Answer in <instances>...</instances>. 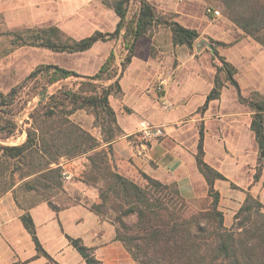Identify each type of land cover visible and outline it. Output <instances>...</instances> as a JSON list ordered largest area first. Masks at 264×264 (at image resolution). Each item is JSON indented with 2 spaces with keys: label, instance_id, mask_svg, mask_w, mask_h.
I'll return each mask as SVG.
<instances>
[{
  "label": "trees",
  "instance_id": "trees-1",
  "mask_svg": "<svg viewBox=\"0 0 264 264\" xmlns=\"http://www.w3.org/2000/svg\"><path fill=\"white\" fill-rule=\"evenodd\" d=\"M131 1L137 2V8L128 17L127 9ZM101 3L112 9L117 17L112 31L94 30L85 37L73 39L53 25L7 30L16 46L81 52L97 41L120 38L122 49L120 56L111 49L98 70L91 75L76 73L57 64H41L32 69L21 83L28 79L37 80L46 87L74 77L78 79V87H59L51 92L45 104H37L30 112L34 123L26 128L25 141L18 145L0 146V150L9 157L22 160L27 159L32 151L43 152L48 157L45 165L34 168L31 173H39L40 181L49 184L52 189L61 184L58 178L63 167L58 165V159L83 156L76 164L74 162L65 168L74 170V173L77 171L73 176L94 188L97 199L89 203V208L100 217L110 219L115 225L114 239L123 244L137 264H264V206L247 193L232 225H224V216L217 203L220 194L213 183L226 177L204 160L202 129L198 130L195 160L206 180L211 199L205 208L198 209L190 204L180 194L175 182L163 183L135 169L130 163L125 167L119 166L109 142L122 132L116 123L114 110L108 105V96L111 93L120 94L119 78L132 60L137 40L148 34L153 26L166 25L173 44L191 46L199 32L178 21L164 19L149 0H101ZM249 8V13H238L231 6L223 5V12L264 47V3L253 0ZM213 54L219 57L221 65L216 66L212 88L199 109L205 110L209 101L219 98L225 81L228 82L234 88L238 101L250 109V130L258 148L264 150V97L259 94H255V98L243 96L233 76L235 67L218 55L216 49ZM117 58L120 59L119 67L115 69ZM221 71L225 74L224 81L218 77ZM16 94V87L5 94L0 92V109L10 106ZM39 109L40 114L36 113ZM78 109H85L99 121L102 141L108 143L106 146H100L99 140L69 118ZM3 128L6 132L2 138L11 136L15 131L13 126L8 128L2 123L0 130ZM52 164L56 166L52 168ZM253 179H258L257 173ZM12 198L23 210L20 222L34 243V258L45 257L52 261L38 240L29 209L42 201L54 210H58L59 206L44 197L24 205L18 199L16 190ZM131 215L135 217L134 221L127 223L125 218ZM67 238L88 264H99L92 248L84 245L80 238ZM27 262L23 261L24 264Z\"/></svg>",
  "mask_w": 264,
  "mask_h": 264
},
{
  "label": "rangeland",
  "instance_id": "rangeland-1",
  "mask_svg": "<svg viewBox=\"0 0 264 264\" xmlns=\"http://www.w3.org/2000/svg\"><path fill=\"white\" fill-rule=\"evenodd\" d=\"M86 1L41 0L39 3L37 0H0V9L5 10V12L0 11V92L5 94L13 87H16L17 90L12 104L3 107L6 109H0V124L3 123L8 128L12 126L15 128L14 133L6 138L1 137L6 132V128L0 130V146L18 145L25 141L26 128H30L34 123L30 112L37 104H45L51 92L59 87L66 89H77L78 87V79L74 77L46 87L42 86V81L37 82V80L28 79L27 82L21 83L32 69L41 64H57L77 72L79 70L80 72L88 73L95 66L92 57H89L86 53L53 51L44 47L29 45L16 46L10 39L11 35L6 33L7 30L53 25L57 26L65 36L73 39L85 37L94 30H101V32L112 31L115 27L113 26L112 18L116 17L112 9L102 4L101 0L85 3ZM149 1L157 8L160 14H163L164 19L178 21L180 24L195 28L199 32L198 38L194 40L191 46L173 44L170 29L166 25L153 26L148 34L143 36L144 38L141 37L135 62H139L140 59L138 58L140 57L141 59L150 60V62L159 66L157 77L160 79L154 81V85L158 86L160 84L162 86V88L158 86L156 89L159 95L163 93L165 85L161 81L167 79L168 82L169 79L173 80L178 76L180 81H178L177 87L174 84L171 89L172 96L175 98L186 97V109L194 108L196 104L202 103L208 85L213 82L216 66L221 65L219 57L213 54V50L216 49L218 55L223 56L225 60L235 67L236 71L233 76L241 88L242 95L247 98H255V94H259L264 97V47L244 32L223 12V5H229L237 10L238 13H249V7L253 0ZM259 1L264 3V0ZM136 8L137 2L131 1L127 9L128 17L136 11ZM215 10L219 12L217 15L213 13ZM148 37H155V39L150 42ZM111 40L114 41L112 49L120 56L122 49L121 39ZM96 51L97 47L91 48L89 52L95 53ZM117 60L115 69L119 67L120 59L117 58ZM135 66V63L131 66L133 74ZM128 75L129 77L127 78L132 81L134 76L129 71ZM211 76L212 81L210 79ZM218 77L219 80L224 81V72H218ZM224 85L229 88L223 90L222 99L233 100V95H236L234 88L226 81ZM151 89L150 87L149 91ZM147 95L150 101H154L157 104L156 106H158V103L160 104V102L157 103L156 97H151V92L147 93ZM146 100L147 102L149 101L147 98ZM238 103L240 102L238 101ZM139 105L141 104L137 102L135 106ZM240 105L241 108L249 112L251 117V111L247 108L248 106L243 103H240ZM158 108L163 111L159 106ZM198 111L201 112L202 110L198 109ZM36 113L40 114L41 110L39 109ZM89 117L92 119L88 121V114L83 111V115L77 113L74 117L70 116L69 118L75 124L76 122H81L87 127L94 125L98 136L101 135L100 132L102 130L99 127V121L95 120L92 113L89 114ZM196 125L198 130H203L202 121H197ZM240 139V149H243L244 146L249 147L251 139L245 131L241 132ZM248 147L246 151H248ZM262 151L264 150H260L257 143L255 154L252 149L250 150L249 167L251 170L246 168L249 174H246V172L243 174L238 164L235 167L233 177L236 178V181L234 183L231 182L230 185L239 190L235 194H238L240 203L234 210L230 225L224 224L227 227L232 225L234 215L247 193L259 200L264 206V155L261 154ZM5 153L0 150V196L8 190L11 191L13 196V191L16 190L18 199L24 205L41 197L50 198L53 203L60 206L70 203L66 194L72 191L73 185L70 181L63 178L62 173L60 179L58 178L61 184L60 186H55L54 189L50 188L49 184L41 182L39 173H31L32 170H35L34 168L45 165L48 158L47 155L37 150L32 151L27 159L24 158L22 160L16 157H9ZM62 158H59L58 161L62 162L66 159L65 157ZM254 158L255 162L253 161ZM51 166L53 168L55 165L52 164ZM255 173L258 175L256 181L253 179ZM209 200L210 198L201 199L200 206L207 207L210 203L208 202ZM229 202V198L226 197L223 202L224 208L227 209ZM262 212L264 213V208ZM227 214H229L228 210ZM134 218L131 215L126 217L125 221L131 223ZM15 234H18L16 229ZM24 234L25 239L22 240V245L27 247V252L33 251L34 246L29 234L27 232ZM63 243L67 245V240L63 239ZM21 264L24 263L22 262Z\"/></svg>",
  "mask_w": 264,
  "mask_h": 264
},
{
  "label": "crops",
  "instance_id": "crops-1",
  "mask_svg": "<svg viewBox=\"0 0 264 264\" xmlns=\"http://www.w3.org/2000/svg\"><path fill=\"white\" fill-rule=\"evenodd\" d=\"M37 1L41 2V0ZM91 1L93 0H87L85 3ZM0 11L5 12L3 9ZM112 22L115 26L117 17L112 18ZM142 38L137 40L132 60L119 78L120 94L111 93L108 96V105L114 110L116 123L122 132L109 142L116 160L120 167H125L127 163H130L135 169L163 183L175 182L180 194L190 204L198 209L205 208L200 206V200L210 198L207 192L208 186L195 160L199 137L196 122L202 121L204 160L226 177L225 180L216 179L213 186L220 194L219 202H217L218 209L222 211L224 224L228 226L232 222L231 218L235 208L240 203L238 194H235L239 190L230 185L231 182L236 181L233 177L235 167L238 164L243 174L245 172L249 174L246 168L251 170L249 167L250 150L252 149L255 154L256 141L253 132L249 129L250 114L241 108L235 94L233 100L222 99L223 90L229 88L225 85L221 89L219 98L209 101L205 110L198 111L212 88L213 82L208 85L203 102L190 109L185 108L186 97L175 98L171 94L174 84L177 87L180 81L178 76L173 80L169 79L168 82L167 79L162 80L165 84L164 91L159 95L156 89L162 86L154 85V81L160 79L157 77L159 66L140 57L139 62H135ZM154 39L155 37H148L150 42ZM113 44L112 40L97 41L89 49L79 52L92 57L95 66L88 73L79 70L78 73L83 75L95 73L105 56L113 48ZM95 47L97 51L90 53V49ZM134 63L136 66L133 74L131 66ZM128 71L134 76L132 81L127 78L129 77ZM210 79L212 81V76ZM150 87L151 91H149ZM149 92L152 93L151 97H156L157 103L160 102L158 106L163 111L156 106L154 101L149 100L147 97ZM146 98L150 102H147ZM164 99L171 102L172 106L169 109L161 106ZM136 101L141 105L135 106ZM83 111L88 114V121L92 119L85 109L75 110L70 116L74 117L77 113L83 115ZM141 120L160 124L164 129V135L154 140L144 138L138 131ZM76 123L99 140L100 146L108 144L102 141L101 132L98 136L94 125L87 127L81 122ZM243 131L251 139L249 147L247 146L248 151L245 146L240 149V135ZM82 157L65 159L58 164L63 167L61 173L69 174V177L64 179L73 185L72 191L66 194L70 201L69 204L63 206L56 204L59 209L54 210L42 201L29 209L38 240L44 250L49 253L52 261L45 257L34 258L36 251L33 241L34 250L27 252V247L22 245V240L25 239L24 233L27 232L20 222L23 210L17 206L11 191L8 190L0 196V264H21L25 260H28L25 264H88L69 243L67 236L80 238L84 245L92 248L93 255L99 260V264H137L123 244L114 239L115 225L110 219L100 217L89 208V201L91 203L97 199L94 188L76 179L73 176L74 170L65 168L72 166L74 162L76 164ZM226 197L230 201L227 209L223 206ZM15 229L18 234H15ZM63 239L67 240V245L63 243Z\"/></svg>",
  "mask_w": 264,
  "mask_h": 264
},
{
  "label": "built area",
  "instance_id": "built-area-1",
  "mask_svg": "<svg viewBox=\"0 0 264 264\" xmlns=\"http://www.w3.org/2000/svg\"><path fill=\"white\" fill-rule=\"evenodd\" d=\"M214 14H218L219 12L217 10L213 11ZM161 83H164L163 81ZM163 108L169 109L172 105L171 102L164 99L162 100ZM138 131L142 134L144 138H147L148 140H154L158 139L161 136L164 135V129L161 125L154 124L148 120H141L139 124ZM63 178H68L69 174L66 172L62 173Z\"/></svg>",
  "mask_w": 264,
  "mask_h": 264
},
{
  "label": "water",
  "instance_id": "water-1",
  "mask_svg": "<svg viewBox=\"0 0 264 264\" xmlns=\"http://www.w3.org/2000/svg\"><path fill=\"white\" fill-rule=\"evenodd\" d=\"M42 93V92H41ZM41 98H43V96H41ZM262 155H264V151L261 152Z\"/></svg>",
  "mask_w": 264,
  "mask_h": 264
}]
</instances>
